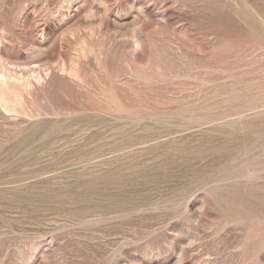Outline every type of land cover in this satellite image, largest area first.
<instances>
[{
	"label": "rangeland",
	"instance_id": "obj_1",
	"mask_svg": "<svg viewBox=\"0 0 264 264\" xmlns=\"http://www.w3.org/2000/svg\"><path fill=\"white\" fill-rule=\"evenodd\" d=\"M0 264H264V0H0Z\"/></svg>",
	"mask_w": 264,
	"mask_h": 264
}]
</instances>
